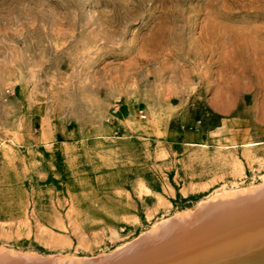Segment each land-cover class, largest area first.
<instances>
[{"label": "rangeland", "instance_id": "374dc122", "mask_svg": "<svg viewBox=\"0 0 264 264\" xmlns=\"http://www.w3.org/2000/svg\"><path fill=\"white\" fill-rule=\"evenodd\" d=\"M263 186L264 0H0L1 262L115 263Z\"/></svg>", "mask_w": 264, "mask_h": 264}, {"label": "bare ground", "instance_id": "6f19581e", "mask_svg": "<svg viewBox=\"0 0 264 264\" xmlns=\"http://www.w3.org/2000/svg\"><path fill=\"white\" fill-rule=\"evenodd\" d=\"M234 195L215 197L195 220L166 224L161 233L137 243L133 251L111 264H242L260 259L264 253V186L252 196ZM257 259V264H264ZM1 260L0 264H13Z\"/></svg>", "mask_w": 264, "mask_h": 264}, {"label": "crops", "instance_id": "0c3cea01", "mask_svg": "<svg viewBox=\"0 0 264 264\" xmlns=\"http://www.w3.org/2000/svg\"><path fill=\"white\" fill-rule=\"evenodd\" d=\"M131 118V110L130 108L127 106H122V108L120 109L119 113H118V120L120 121H127ZM63 133V137L65 138L67 135H69L70 133H75V130H72V131H62ZM192 137V139H194V137H197V136H200L199 133H193L192 135H190ZM53 140H49L48 142H42L43 144H50L52 143Z\"/></svg>", "mask_w": 264, "mask_h": 264}, {"label": "built area", "instance_id": "2783aa9c", "mask_svg": "<svg viewBox=\"0 0 264 264\" xmlns=\"http://www.w3.org/2000/svg\"><path fill=\"white\" fill-rule=\"evenodd\" d=\"M142 113V118H145V116H143V112H141Z\"/></svg>", "mask_w": 264, "mask_h": 264}, {"label": "water", "instance_id": "95a60500", "mask_svg": "<svg viewBox=\"0 0 264 264\" xmlns=\"http://www.w3.org/2000/svg\"><path fill=\"white\" fill-rule=\"evenodd\" d=\"M257 264V263H256ZM259 264V263H258ZM262 264V263H261Z\"/></svg>", "mask_w": 264, "mask_h": 264}]
</instances>
